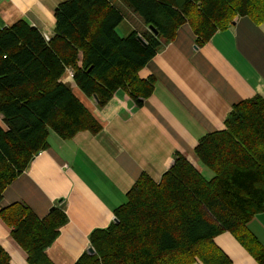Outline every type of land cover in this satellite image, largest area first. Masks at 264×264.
<instances>
[{
	"label": "trees",
	"instance_id": "1",
	"mask_svg": "<svg viewBox=\"0 0 264 264\" xmlns=\"http://www.w3.org/2000/svg\"><path fill=\"white\" fill-rule=\"evenodd\" d=\"M158 34L120 37L122 15L110 0H67L54 11V35L24 21L0 30V200L2 193L48 147L50 133L62 140L100 126L60 79L67 69L88 98L103 107L116 91L136 107L153 91V78L137 73L178 28L192 27L199 45L234 17L264 20V0H119ZM206 178L182 155L153 182L141 175L115 211L118 223L90 235L94 254L74 264H230L213 238L229 232L247 243L246 224L264 211V100L232 107L225 129L200 139L194 149ZM10 237L26 253V264H53L45 250L66 223L54 208L39 219L14 203L0 210ZM263 264V261H260ZM0 264H11L0 245Z\"/></svg>",
	"mask_w": 264,
	"mask_h": 264
},
{
	"label": "crops",
	"instance_id": "2",
	"mask_svg": "<svg viewBox=\"0 0 264 264\" xmlns=\"http://www.w3.org/2000/svg\"><path fill=\"white\" fill-rule=\"evenodd\" d=\"M65 1L0 0V30L21 20L51 39L54 11ZM110 1L123 18L116 28L120 37L151 33L119 0ZM222 27L199 45L190 24L180 26L175 38L138 71V79L155 80L139 107L121 90L99 107L76 87L73 72L65 71L61 83L71 88L100 130L80 131L68 140L51 132L47 149L34 156L0 200V210L18 203L39 219L54 208L65 214L66 223L45 250L53 264H74L87 253L91 233L114 223L115 211L125 204L138 178L146 175L157 183L175 154L206 173L194 153L200 139L224 130L234 105L255 97L264 100V20L236 16ZM246 230L248 245L229 232L213 238L230 264L264 262V211L254 215ZM0 245L11 264H26V253L1 219Z\"/></svg>",
	"mask_w": 264,
	"mask_h": 264
},
{
	"label": "water",
	"instance_id": "3",
	"mask_svg": "<svg viewBox=\"0 0 264 264\" xmlns=\"http://www.w3.org/2000/svg\"><path fill=\"white\" fill-rule=\"evenodd\" d=\"M232 24H234V23H232ZM148 29L150 30L151 33H153L154 36H156V35L158 34L157 30H156L154 27L149 26ZM137 39L140 41V43H141L142 45L146 46V42H145L140 36H137ZM93 98H94V100L96 101V98H95V97H93ZM113 222H114L115 224H117V223H118V220H117L116 218H114V219H113ZM87 253H88L89 255H93V254H94V249H93L92 247H89V248L87 249Z\"/></svg>",
	"mask_w": 264,
	"mask_h": 264
},
{
	"label": "rangeland",
	"instance_id": "4",
	"mask_svg": "<svg viewBox=\"0 0 264 264\" xmlns=\"http://www.w3.org/2000/svg\"><path fill=\"white\" fill-rule=\"evenodd\" d=\"M123 13H124V15L127 16V17H129V15H130V14H129L128 12H126L125 10H123ZM124 25H125V24H124ZM203 175H204L207 179L211 177V176H209V175L206 174V173H204Z\"/></svg>",
	"mask_w": 264,
	"mask_h": 264
},
{
	"label": "built area",
	"instance_id": "5",
	"mask_svg": "<svg viewBox=\"0 0 264 264\" xmlns=\"http://www.w3.org/2000/svg\"><path fill=\"white\" fill-rule=\"evenodd\" d=\"M44 39H45L46 41L49 40L48 38L46 39L45 37H44ZM37 155H40V152H38ZM35 156H36V155H35Z\"/></svg>",
	"mask_w": 264,
	"mask_h": 264
}]
</instances>
